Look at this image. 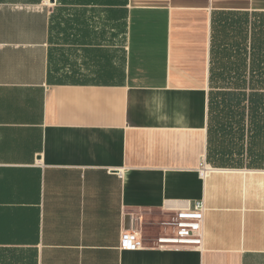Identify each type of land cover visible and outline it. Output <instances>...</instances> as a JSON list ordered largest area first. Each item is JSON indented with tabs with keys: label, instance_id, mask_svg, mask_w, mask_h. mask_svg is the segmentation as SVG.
I'll list each match as a JSON object with an SVG mask.
<instances>
[{
	"label": "crops",
	"instance_id": "1",
	"mask_svg": "<svg viewBox=\"0 0 264 264\" xmlns=\"http://www.w3.org/2000/svg\"><path fill=\"white\" fill-rule=\"evenodd\" d=\"M252 12L264 0H0V264H264V89L211 88L224 58L250 70ZM222 95L244 97L223 120ZM196 200L201 244L170 240Z\"/></svg>",
	"mask_w": 264,
	"mask_h": 264
},
{
	"label": "rangeland",
	"instance_id": "2",
	"mask_svg": "<svg viewBox=\"0 0 264 264\" xmlns=\"http://www.w3.org/2000/svg\"><path fill=\"white\" fill-rule=\"evenodd\" d=\"M226 20H224L225 22ZM249 25L251 27V35H252V44L253 43H257L260 42L261 45H264V16H259V15H256L255 13H251L249 15ZM228 24V22L224 23V25ZM227 36H229V34L227 33L226 34ZM225 35V37H226ZM259 38V39H258ZM228 39L226 38H223V41H227ZM256 44V46H258ZM225 57H226V54H225ZM251 64H250V70L248 71L247 70V67L248 65L244 64L245 62H247V57H245V59H241L239 58L237 61L238 64L236 65H233L231 63V61L228 62L227 59H223L222 63H216L215 65L212 64V79H211V88L214 90V91H217L218 93H224L225 90H227L226 88L232 86L230 83H231V77L232 75H234V73H237V74H244L245 76H252L255 75L253 72H252V62H259L262 60L264 62V54H262L260 52V54H254L252 55L251 57ZM244 61V63H243ZM213 68H215L216 70V73L217 74H220V73H223V76L224 77H220V76H215L213 77ZM235 70V71H234ZM243 75V76H244ZM251 77V78H252ZM213 96H211V99H212ZM228 99H231L233 100L236 104H242L244 103L243 100H244V97H234V98H228V96H217L216 97V101L219 102L220 106L218 105V108L216 109V111L218 112L220 118H222V120L225 118V115H226V105H227V101ZM246 104V102H245ZM222 116V117H221ZM219 118V122H220V119ZM221 120V121H222ZM215 136H216V141H215V145H216V142L217 140H221L222 141V138H220L221 136H219V132H215ZM209 139H210V146H209V150L211 151V124L209 125ZM216 151V149H215Z\"/></svg>",
	"mask_w": 264,
	"mask_h": 264
},
{
	"label": "built area",
	"instance_id": "3",
	"mask_svg": "<svg viewBox=\"0 0 264 264\" xmlns=\"http://www.w3.org/2000/svg\"><path fill=\"white\" fill-rule=\"evenodd\" d=\"M207 163L204 162L201 173L204 174ZM206 204L204 200H196L191 207L181 209L172 221L176 234L170 240L177 242H195L201 244L205 222ZM140 243L135 240L133 232L124 230L123 247L128 249L138 248Z\"/></svg>",
	"mask_w": 264,
	"mask_h": 264
},
{
	"label": "trees",
	"instance_id": "4",
	"mask_svg": "<svg viewBox=\"0 0 264 264\" xmlns=\"http://www.w3.org/2000/svg\"><path fill=\"white\" fill-rule=\"evenodd\" d=\"M259 50L262 51V47L258 45L256 47V55L259 53ZM252 72L253 75L250 84L253 89H264V62L261 60L260 63L252 62ZM209 157L212 158L211 152L209 153Z\"/></svg>",
	"mask_w": 264,
	"mask_h": 264
}]
</instances>
